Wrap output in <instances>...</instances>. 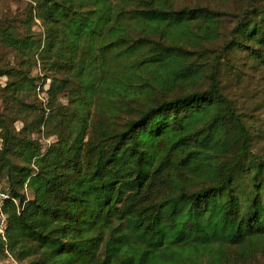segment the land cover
Returning a JSON list of instances; mask_svg holds the SVG:
<instances>
[{
    "label": "trees",
    "instance_id": "16d2710c",
    "mask_svg": "<svg viewBox=\"0 0 264 264\" xmlns=\"http://www.w3.org/2000/svg\"><path fill=\"white\" fill-rule=\"evenodd\" d=\"M26 1V32L4 42L23 66L37 59L53 72L52 120L67 90L79 112L62 113L56 143L43 150L32 135L49 128L50 116L19 119L16 130L0 109V179L18 201L3 207L0 256L26 264L264 259V160L216 70L205 75L191 61L220 39L225 14L175 8L176 0ZM252 15L221 53L245 52L264 67V10ZM34 20L43 35L32 32ZM8 32L0 27L1 36ZM11 72L0 69V77ZM16 73L13 98L24 113L16 93L34 79ZM203 79L206 89H191Z\"/></svg>",
    "mask_w": 264,
    "mask_h": 264
},
{
    "label": "rangeland",
    "instance_id": "374dc122",
    "mask_svg": "<svg viewBox=\"0 0 264 264\" xmlns=\"http://www.w3.org/2000/svg\"><path fill=\"white\" fill-rule=\"evenodd\" d=\"M26 0H0V27H9L10 32L5 36L0 35V69L12 68L10 76L0 77V109L7 116L8 120H14V127L19 130L22 127L21 120L34 122L39 115L44 117L54 116L53 111L49 113L48 89L53 72L43 70L42 64L37 60L30 61L29 65H22V55L14 46L5 44L4 40L8 35L23 34L26 32V19L29 10ZM200 5L212 10L221 11L225 15L220 18L221 37L219 40L204 44V56H195L192 62L204 69L205 75H209L211 69L216 70L217 80L222 93L233 103L238 114H240L249 128L252 139V150L257 157L264 160V67L255 65L245 52H229L225 56L221 51L230 39V35L236 26L241 22H247L253 18L255 9L264 10V0H176L175 8L194 7ZM32 32L43 35L41 23L34 20ZM30 67V69H29ZM16 71L30 72L33 78V90L31 86L28 91L16 93L28 108L24 113H18L17 102L13 98L14 88L19 87L21 76ZM62 76L57 75V79ZM209 85L207 79H203L199 85L192 86L191 89H206ZM186 87L185 89H187ZM54 111H61L58 118L49 122V128L41 126L40 131L32 135L37 140L42 149L56 143L55 132L60 126L62 113L78 115L75 105L70 104L69 91L59 93L52 105ZM93 107V106H92ZM49 117V118H50ZM15 119H18L15 121ZM119 122V120H117ZM6 183L0 179V190L5 189ZM0 264H26L15 261L6 254L0 256ZM250 264H264V259H258Z\"/></svg>",
    "mask_w": 264,
    "mask_h": 264
},
{
    "label": "built area",
    "instance_id": "2783aa9c",
    "mask_svg": "<svg viewBox=\"0 0 264 264\" xmlns=\"http://www.w3.org/2000/svg\"><path fill=\"white\" fill-rule=\"evenodd\" d=\"M12 201L15 205H18V201L16 199H12L6 189L0 190V237L3 241H5V230H6V216L3 212V207L5 201Z\"/></svg>",
    "mask_w": 264,
    "mask_h": 264
}]
</instances>
